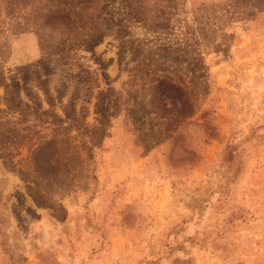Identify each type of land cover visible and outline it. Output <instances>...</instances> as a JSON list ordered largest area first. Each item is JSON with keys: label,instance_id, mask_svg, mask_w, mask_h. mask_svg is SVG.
I'll use <instances>...</instances> for the list:
<instances>
[{"label": "rangeland", "instance_id": "rangeland-1", "mask_svg": "<svg viewBox=\"0 0 264 264\" xmlns=\"http://www.w3.org/2000/svg\"><path fill=\"white\" fill-rule=\"evenodd\" d=\"M0 264H264V0H0Z\"/></svg>", "mask_w": 264, "mask_h": 264}]
</instances>
